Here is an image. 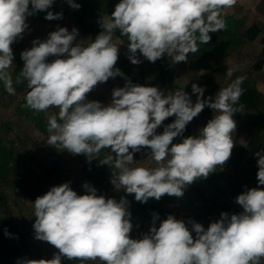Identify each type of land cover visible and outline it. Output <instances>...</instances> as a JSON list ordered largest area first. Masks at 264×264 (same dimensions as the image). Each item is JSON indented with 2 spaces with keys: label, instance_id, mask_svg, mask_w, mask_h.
Instances as JSON below:
<instances>
[{
  "label": "clouds",
  "instance_id": "clouds-1",
  "mask_svg": "<svg viewBox=\"0 0 264 264\" xmlns=\"http://www.w3.org/2000/svg\"><path fill=\"white\" fill-rule=\"evenodd\" d=\"M53 3L0 0V82L9 95L16 94L14 84L25 83L26 108L37 113L58 109L48 117V145L84 155L89 163L110 149L99 160L111 169L110 183L141 203L150 198L159 201L164 195L182 197L189 185L230 159L237 128L234 114L243 113L245 107L240 98L246 77L220 88L214 99L204 98L205 88L193 83L195 103L184 87L164 92L136 85L115 67L121 43L114 34L118 31L127 38L128 59L134 65L142 62L138 52L153 63L165 55L173 64L187 63L200 44H209L210 33L226 30V10L237 0H120L87 45L76 42L78 29L66 27H58L43 41L33 40L32 47L21 52L24 64L14 80L9 71L14 60L11 46L29 28L28 17L46 11L47 20L62 18V13L48 11ZM67 3L80 8L75 0ZM49 57L54 59L49 62ZM117 76L126 83L113 89L108 104L88 100L98 84ZM205 107L214 111L213 118L198 135L174 143ZM173 116L174 121L158 134L157 129ZM142 149L150 150L148 158L155 167L134 166V153ZM255 156L258 185L245 186L235 198L241 212H221L207 228L173 214L161 220L154 212L149 230L140 238L131 236L126 197L117 201L97 195L87 182L82 195L70 181L52 186L32 202L33 229L36 240L58 252L51 259L22 258L17 264H62V259L82 264H264V149ZM5 235H11L7 229Z\"/></svg>",
  "mask_w": 264,
  "mask_h": 264
},
{
  "label": "rangeland",
  "instance_id": "rangeland-1",
  "mask_svg": "<svg viewBox=\"0 0 264 264\" xmlns=\"http://www.w3.org/2000/svg\"><path fill=\"white\" fill-rule=\"evenodd\" d=\"M120 0H105L101 6L104 8L103 20H109L108 5L113 9ZM107 3V4H106ZM48 11L62 13L61 19L47 20L46 11H41L28 17L26 22L29 28L23 34V38L14 42L13 65L9 69L15 80L23 68L24 61L21 52L32 47V41L47 39L48 34L58 27H66L69 31L78 29L79 35L76 42L84 45L92 42L91 34L86 26L77 19L75 13L79 9H73L67 0H54ZM84 15L87 22H92V15ZM236 21V28L240 36L235 38V44L231 42L224 50H217L210 54V58H204V63L194 66L190 61L173 64L165 55L155 63L146 60L139 52L137 56L142 61L134 65L128 59L129 51L127 38L115 33L118 40L119 58L115 65L131 83L136 81L143 86L162 84L154 78V66L162 64L170 72L169 78L176 83V87L168 91H175L184 87L189 93L193 103L196 95L192 93V84L204 87V98L212 97L220 88L227 87L234 75L246 77V81L253 85L262 95V106L257 113L244 114L241 125L232 134L235 146L230 159L207 178H200L192 188H186L182 197L164 195L159 201L150 198L146 203L150 213L142 212L131 216L133 224V238H140L146 233L152 222V214L158 213L163 220L168 214L175 215L178 219L187 221L193 219L207 226L219 219L221 212L232 214L236 209L235 197L247 188L257 187V157L255 153L264 149V127L257 126L255 117H264V0H237L234 7L227 9L226 14ZM259 27V33L252 40L241 36L251 25ZM208 57V56H207ZM54 57H49V62ZM156 69V68H155ZM231 70L232 75L227 72ZM134 80V81H133ZM133 81V82H132ZM126 81L124 77L110 78L106 83L98 84L87 96L88 100L100 101L108 104L111 101L112 91L116 87H123ZM22 90L9 95L2 90L0 82V216L4 223L0 225V264H17L22 258L46 259L55 249L47 242L34 238V209L32 202L38 196L45 194L52 186H58L65 182H71L70 187L78 194H85L82 185L87 182L94 186L97 195L111 198L118 193L110 183L111 169L104 175L101 172L91 171L81 163L77 155H74L60 146L47 144L48 132L43 130L42 124L48 121V117L58 109H50L47 112H35L24 105L28 91L26 84H19ZM27 114H33L32 118ZM214 116L211 108L205 107L187 126L183 137L174 139L179 142L188 136L198 135L199 129L207 124ZM173 117L167 118L157 133H162L165 125L172 123ZM259 134L255 147L248 145L253 134ZM150 150L134 153L136 164L134 166L155 167L154 162L148 158ZM42 161L46 166L55 165V173H47L32 159ZM133 202L130 201L129 211ZM159 223V222H158ZM7 229L10 236L5 235ZM194 235V233H193ZM88 264H100L99 261H89Z\"/></svg>",
  "mask_w": 264,
  "mask_h": 264
},
{
  "label": "trees",
  "instance_id": "trees-1",
  "mask_svg": "<svg viewBox=\"0 0 264 264\" xmlns=\"http://www.w3.org/2000/svg\"><path fill=\"white\" fill-rule=\"evenodd\" d=\"M105 0H75L76 3L80 4L79 11L75 13V16H77V19H79L87 28V31L91 34V40H94L95 37L102 31V28L100 27V23H102L103 20V14L105 13L104 8L101 6V4ZM107 4V3H106ZM108 5V9L106 12L108 13L109 19L111 18V13L114 11L113 7L110 4ZM92 15V22H87L86 19H84V15L90 14ZM226 20V30L217 32V33H210L212 39L209 42V44H200L199 45V51L195 54H189L188 61L192 62L194 66H199L200 64L204 63V58H210V54L217 50H224L227 48V46L233 42L232 45L235 44V38L236 36L239 37L240 33H238L236 28V21L233 20V18L229 15H225ZM259 27L256 25H251L243 33H241L242 37H245L246 39L252 40L256 37V35L259 33ZM119 33L118 31L116 32ZM261 43L264 44V37H261ZM208 56V57H207ZM201 66V65H200ZM156 68V69H155ZM154 70V78L156 77L157 81H161L162 84L160 85H154L155 87H158L160 90H171L175 88L177 85L175 82L172 81L171 78H169L170 72L167 71L166 67L162 64H157L153 68ZM237 77H240L239 75H234L231 82L236 79ZM134 81V80H133ZM132 81V82H133ZM133 84L136 85H142V83H137L136 81L133 82ZM15 86V84H14ZM143 86V85H142ZM242 87L245 89L244 94L240 98V103H242L244 107L243 113H236L234 114V119L237 122V127H239L241 124V118L244 114H250V113H257L258 110H260V107L262 106V95L258 92V90L251 85L249 82L244 80ZM1 88L4 89L3 83L1 82ZM17 90H22V86L19 84L17 85ZM28 117L32 118L33 114H27ZM33 119V118H32ZM175 119V117H174ZM174 121V120H173ZM256 125L264 127V117L257 116L255 117ZM42 126L44 127L43 130H47V121H45ZM259 138V134L255 133L250 138L248 145L251 147H255L257 145ZM144 151L148 149H143ZM110 152V149L102 150L101 153L96 156V159H93L90 163L88 162L87 157L84 155H77L80 159L81 163L85 167H88L91 169V171H95L96 173L101 172V174L104 173L106 175L110 168L106 165H100L99 160L103 159L106 155H108ZM34 162L45 172L47 173H55V165H52V167H48L43 163L42 161H37L34 158H32ZM199 180H196L194 183L189 185L187 188H192L198 183ZM264 187V186H261ZM121 197H126L127 200L130 202H133L132 207L130 208L131 216L139 215L142 212L150 213L151 208L146 203H141L135 200L134 195H130L127 193H118L113 195L111 198L116 199L119 201ZM236 198V197H235ZM235 201V200H234ZM237 204V203H236ZM242 211V208L237 204L236 209H234V212L232 213H239ZM4 220L3 217L0 216V225H3ZM0 230V238L3 237L1 235ZM131 236L133 238V234L131 232ZM58 250L54 249L46 259H51L55 253H57ZM62 264H82L81 261H70L67 259H62ZM85 264H88V262H85Z\"/></svg>",
  "mask_w": 264,
  "mask_h": 264
}]
</instances>
